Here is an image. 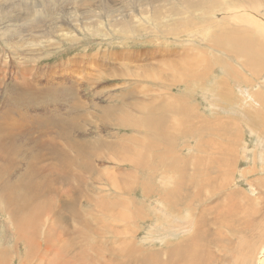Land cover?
I'll return each instance as SVG.
<instances>
[{
	"label": "bare ground",
	"instance_id": "bare-ground-1",
	"mask_svg": "<svg viewBox=\"0 0 264 264\" xmlns=\"http://www.w3.org/2000/svg\"><path fill=\"white\" fill-rule=\"evenodd\" d=\"M143 2L153 12L152 25L130 29L132 23L122 19L112 24L117 33L129 36L126 33L151 31L157 35L153 39L158 47L167 37L187 45L189 41L191 47L179 52L167 45L147 52L122 50L117 51L120 54L88 57L102 58L96 63L100 67L117 60L126 66L103 73L124 81L119 95L109 91L108 106L101 107L95 98L97 87L105 85L99 84L87 96V88L82 93L79 81L70 82L74 73L68 67L62 68L65 75L58 79L50 71L39 75L36 83L14 84L15 89L1 99L0 206L15 226V243L30 242L19 236L20 214L24 213L27 232L37 238L32 241L37 248L32 256L56 250L53 264L65 260L82 264H264V0H228L229 7L238 9L232 13L225 11L224 0ZM145 52L155 63L149 62ZM77 57L86 60L85 55ZM129 60L140 63L131 69ZM87 65L95 63L90 60ZM67 81L69 85L58 86ZM143 83L154 89L144 86L143 91L135 90ZM181 86L186 92L201 88L210 112L200 113L186 94L174 95L173 90ZM165 111L182 116L185 125L169 120ZM113 128L123 129L125 135L118 139ZM245 128L256 136L257 143L251 164L240 169L247 149L243 147L239 155L236 152L241 144L235 146V142L244 141ZM135 134L156 142L134 149L131 142L139 143ZM181 137H190L194 145L191 153L179 160ZM101 149L107 154L101 156ZM100 156L116 158L126 168L120 169L119 175L118 168L101 171ZM180 163L192 166L195 182L183 183L181 178L168 176L170 186L163 190L165 174L175 172ZM18 169L24 170L22 176L11 182V173ZM236 174L245 181L253 176L247 182L250 189L242 190L236 184ZM75 176L77 185L72 186ZM218 177L220 184L216 183ZM93 179L104 184L108 193L86 191ZM135 188L158 199L163 236L158 238L159 247L150 252L135 247V240L129 247L124 243L130 232L134 236L130 223L142 212L127 197ZM46 194L51 195L48 203L41 200ZM102 197L117 201L108 203L100 200ZM172 202L179 207L173 209ZM83 203L89 207L80 210ZM43 215L56 227L52 231L46 228L41 235L42 223L32 221ZM115 221L128 232L121 231ZM175 234L178 238L172 240ZM66 249L68 255L63 257ZM5 250H0V264L9 261Z\"/></svg>",
	"mask_w": 264,
	"mask_h": 264
},
{
	"label": "rangeland",
	"instance_id": "rangeland-1",
	"mask_svg": "<svg viewBox=\"0 0 264 264\" xmlns=\"http://www.w3.org/2000/svg\"><path fill=\"white\" fill-rule=\"evenodd\" d=\"M227 1L228 0H224V9L227 13H232L233 11L238 10L235 7H229L227 5ZM146 7L147 6L146 4H144L143 0H127V2H123L122 0H0V112L2 111L3 107L1 99L5 96H8L15 89L14 84L20 85L24 83V85H26L28 83H33L34 81V83H36V81L39 79V75H44L43 73L48 74V72L50 71H52V75H55V78L58 79V77L65 75V70L62 68L66 67L71 69L72 73H74V80L72 81L71 79H69L70 82L75 84L79 81L78 84L81 85L82 93L83 90L87 88V90L84 92V94L86 93L87 96H89L91 90L95 91V87H97L99 84L105 85V87L102 88L97 87V92H99V94L96 93L95 98L99 102V105L101 107L108 106V96L110 95L109 93H113L111 95H119L121 83L124 84V81L115 80V77L113 76H105L106 73H104V71L108 68L125 69L126 66L125 64L121 65L117 60L116 62H105V66L103 65L100 67L96 66V63L97 61L103 60L102 58L95 56L92 59H88V57H91V55H100L103 53L105 55H108L112 52L114 54H120L118 52L122 50H144L147 52L148 50L152 51L158 48H164V46L167 45L169 47H174L172 49L175 50H178L179 48V52L185 50L186 47H191L189 41L187 45L185 41L180 42L170 37L161 40V42L163 41L165 43H163L164 45L162 44V47H158V43L153 39L157 38L155 32L153 33L151 31H143L141 33H126V35L129 36H124L117 33L113 28L112 24L116 23V21L120 22L122 21V19H124V21L132 23L130 29L151 26L153 12L149 7ZM260 11L261 10L258 11L257 18L260 14ZM146 52L145 57L148 59ZM192 54L195 55L196 51ZM82 55H85L84 58L86 60L81 61L83 60V58L77 57ZM78 58L80 59V62H78ZM19 59L23 61H19ZM158 59H160V57ZM90 60L91 63L92 61H94L95 65L88 66L87 64ZM149 62L155 63V61L153 60H149ZM136 63L140 62L134 61V63H131V61L129 60L127 65L132 69V66ZM87 66L89 67V70L86 68ZM218 72L219 71H216L215 74H217ZM133 75L134 74H132L131 78H133ZM151 75H153V73H151ZM218 75L220 76L223 74ZM40 79L41 81L45 80L44 78ZM92 81L96 82V84H93ZM70 82H61L58 84V86H67L70 84ZM122 86L125 87V85ZM144 86L148 87L149 89H154L153 85H150V83H143L141 85L138 84L135 90L143 91L146 89ZM183 88V86L175 88L173 90V94L176 96L186 94L189 99V103L195 104L200 108V113H203V111H205V113L208 114L210 112L208 109V103L203 99L201 88L196 90L188 89L187 92L183 91ZM234 88L237 91V86H235ZM26 89L33 90L31 87H26ZM159 92L160 91H158V93ZM148 94H156V91H148ZM233 94L237 93L233 91ZM189 95H195L196 98H189ZM163 114L167 116L169 120H175L178 126L183 127L185 125L182 116L177 115L176 113L173 114L172 112L168 111H165ZM89 119L93 120L92 118ZM111 131H113V133H117L118 139L121 138V136L125 135L126 132L123 129L117 130L114 128ZM89 132L90 131H87L85 133ZM52 133L53 132H51V134ZM245 133L246 137L244 138V141H242V143H239L241 141L240 139L235 142V146H239V144H241V146L238 147V151L236 152L239 155L243 153V147L247 149L244 158L239 162L240 169L246 167L248 164H251L253 160V152L254 150H256L255 144L257 143L256 136L252 134L248 130V128H245ZM136 136L137 137L134 138L139 140V143L134 144L133 142H131V146L134 149H141L140 146H145L148 143L156 142V139H148L147 136ZM103 137L105 138L104 135ZM114 139H116V137H114ZM179 145L181 147L178 151V159L182 160L191 153L194 141L190 137H181ZM99 153L101 156L106 155L107 150L101 149L99 150ZM101 156L99 158V160L102 161L99 162V168L101 169V171H110L114 168H118L119 170L116 171V173H118L119 175L120 169L122 170L126 168L124 165L119 163L116 158L112 157L111 159H105ZM234 162H232V164H234ZM125 170L130 171V169ZM22 171L24 170L18 169L16 171H13L10 176V181L14 182L16 178L17 180L20 179L19 176H22ZM72 172L78 174L79 171L73 169ZM168 176H171V179L181 178L183 183H194L196 180L192 166L183 165L180 163L178 169L175 172L169 171L165 174L164 183L162 184L163 190H166L170 186L166 182ZM31 177L32 175L27 177L26 181H28V178L30 179ZM250 179H253L252 175H249V177L246 178L245 181L239 174H236V184L242 187V190L250 189V186L247 183ZM216 183H221L220 177L217 178ZM71 185H77L76 176L73 178ZM65 188L66 186H64V189ZM153 188L160 190V188L156 185H153ZM64 189H59L58 191H63ZM90 189H100L102 193H108L107 187L96 179H93L90 183H88L86 191H89ZM50 196L46 194V196L43 197L44 199L41 200L48 203ZM127 197L132 198L134 203L142 208V212L138 215L139 218L137 216L136 222H134L133 220L130 223V228L135 231L134 236H132L130 232L128 234L130 238L126 239L124 243H126V245L129 247L131 246L132 241L135 240L133 245L137 248L142 247L141 249H143L144 251L150 252L157 249V247H159L160 245L158 238L163 236L162 233H160L159 229V222L162 220V217L160 215V212H157L158 199H156V197H146L142 195L139 189L136 188L132 190L131 197L129 195H127ZM100 200L108 203L117 201V199L108 197H102L100 198ZM219 200L220 197L216 198L214 201ZM175 206L179 207L176 202H172L173 209H175ZM88 207L89 205L87 203H83L80 207V210L87 209ZM2 210L3 208L2 206H0V250L6 247L4 254L6 258H9V261L5 263L53 264L52 261L54 259V256L56 255V250L47 255L44 254L43 251H41L39 257H35L34 255V257L32 256L34 249H37L35 248V246L33 247L34 243L32 241L35 242L37 238L35 235L27 232L23 224L24 222H28L26 221L27 216L24 213L20 214L21 227L19 228V236L27 237L30 242L15 243V226H13L11 219L7 218ZM37 217H35L32 222L34 224H39L40 222L42 223L40 229L41 235H43L46 228L47 230L52 231V228L56 227V224H51V219L49 218V216L43 215L41 220L40 216ZM90 221L92 225L95 224V221H93L92 219ZM18 223L19 222L16 221L15 224ZM114 224L120 225L121 223L115 221ZM118 228L123 232H128L127 227L120 225L118 226ZM151 235L153 238L151 237ZM172 238V240H174L178 238V235L175 234L172 236ZM128 240H130L131 242H129ZM91 241H96L97 245H99L98 240H94L93 238L91 239ZM62 244V242L59 243V245ZM109 244V242H106V245ZM110 246H112V244ZM35 253L36 251H34V254ZM62 255L63 257H66L68 255V250L66 249ZM60 264L82 263L70 262L65 260Z\"/></svg>",
	"mask_w": 264,
	"mask_h": 264
}]
</instances>
